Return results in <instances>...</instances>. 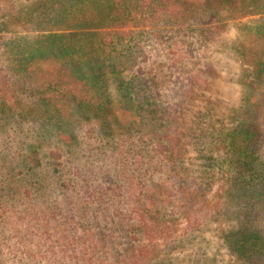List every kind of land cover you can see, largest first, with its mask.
<instances>
[{"label": "trees", "instance_id": "obj_1", "mask_svg": "<svg viewBox=\"0 0 264 264\" xmlns=\"http://www.w3.org/2000/svg\"><path fill=\"white\" fill-rule=\"evenodd\" d=\"M226 1L201 0V19L190 15L185 4L182 12L180 5L176 8L178 0H33L16 15L11 9L2 14L13 25L18 15L27 23L45 15L70 16L73 24L66 28L72 31L50 32L51 49L44 48L67 56L61 63L100 101L95 105L92 98L72 96L67 104L100 134L94 136L89 164L78 170L72 143L70 149L44 154L34 147L0 150V264H187L192 257L181 254V245L202 240L207 230L227 247L228 264H264L260 116L249 106L224 121L203 102L194 112V131L181 133L189 102L203 95L195 79L205 81V76L196 58L185 68H164L169 58L155 37L159 27L172 26L173 37L183 38L188 48L201 46L200 32L180 25L190 17L207 26L212 6L219 19H226L220 9ZM244 7L225 13L243 17L248 15ZM148 21L151 28L137 30ZM16 35L3 34L0 48L8 61L18 59L24 72L26 56L46 55L42 48L31 49V40L46 36L26 34L22 42ZM11 93L12 101L19 100L14 110L23 117L36 121L45 109L61 112L41 94V103L24 106L23 97L36 92ZM107 148L122 151L128 182L107 185ZM137 163L144 169H135ZM157 171L166 174L164 181L155 177ZM98 177L100 183H94Z\"/></svg>", "mask_w": 264, "mask_h": 264}, {"label": "rangeland", "instance_id": "obj_2", "mask_svg": "<svg viewBox=\"0 0 264 264\" xmlns=\"http://www.w3.org/2000/svg\"><path fill=\"white\" fill-rule=\"evenodd\" d=\"M32 1L12 0V2H9V0H0V15L10 12V9L16 15L22 5L26 6ZM185 1L178 0L176 8L180 5L182 12L185 4V7L190 9V15H198L201 19L204 14L203 6L200 5L201 0ZM239 5L245 6L243 10L248 15L239 17L240 15L237 16L236 13H225L227 8L239 10ZM220 9L224 11V15L221 17L226 19H219V16L213 13L212 6L211 10L207 11V13L211 12L207 26L206 24L202 26L198 20L193 22L190 17L180 25L185 30L195 29L200 32L203 42L199 47L197 44H190V48H188L183 38L180 36L174 38L172 26L159 27V32L155 36L158 41L162 40L161 46L163 50H166L164 56L169 58L168 64L164 65V68H185V62L190 63L193 58H196L198 71L202 69L200 72L205 76V81L199 78L195 79L197 89L202 90L203 95L189 102L181 129V133L183 132L184 135L194 131L192 126L197 118L194 112L201 107L203 102H206L211 108L213 115L222 118L224 121H229L232 117L247 110V108H255L257 115L260 116L259 120L264 132V0H244L240 4L235 0H228L222 2ZM1 16L0 24L4 25L3 27L0 25V41L3 39V34L7 32H10L13 36L17 34L16 36L22 38V42H24L23 38L26 34L33 39H37L34 36H46L45 40H31L32 44L34 43V45H31V49L40 50L42 48V53L46 55L44 59L37 55L26 56L25 58L28 59L27 70L23 72L21 66H19L20 61L14 58L8 61L0 48V102L3 103L0 107V150L5 152L7 148L18 153L34 147L41 154H44L55 148L61 151L66 150V148L70 149L72 143L74 147L76 145L77 154H79L78 162L73 166L75 168L87 166L94 155V150L91 147L94 144V136L100 134V132L94 130L91 123L85 121L83 123L80 117H75L74 112L67 109V104L72 96L75 99L85 97L89 100L92 98V103L95 105H99L100 101L88 93L89 85L85 84L77 77L76 73L70 71L61 63V60L68 61L67 56L60 54V51L49 50L51 46L50 41L47 40L49 39L47 35L50 32L54 34L56 32L72 31L66 27L73 24V20L69 18L70 16L63 20L60 17L50 19L49 15H45L39 22L27 23L18 15V17H14L13 25L7 23L6 18ZM149 24H151L149 21L141 24L137 30L149 29L151 28ZM7 26H13L11 27L12 31H5ZM84 30L75 29L74 31L81 33ZM5 37H8V35ZM44 47H49V49L46 50ZM149 48H151V45H149ZM148 52L153 54L154 51ZM27 53L30 54L32 51ZM78 53L82 54V51H78ZM28 74H31L32 77H29ZM18 91L31 94L36 92L32 97H23L24 106L28 102L41 103L39 99L42 98L39 95L41 94L57 105L56 107L61 111L60 114L45 109L42 116L36 121L27 115L23 117L16 114L14 108H16L19 100L15 98L12 101L11 92L15 95ZM124 122L120 123L124 124ZM16 137L20 138L16 139ZM179 138L181 142L186 143L183 135H179ZM10 141L11 143L5 147V142L8 144ZM109 145H112V143ZM189 147H192V145ZM121 152L118 148H107L105 153L110 157L107 160L103 155L105 161L103 157L101 159V163L104 161V168L108 172L106 178L104 177L108 180L107 185H112L114 182H128V178L122 175L126 168L123 167L120 160ZM135 169L140 171L144 168L139 167L137 163ZM155 177L164 181L166 174L157 171ZM92 181L100 183L99 177L94 178ZM208 196V198H214L211 195ZM221 202L223 203V201ZM211 228L215 230V228ZM206 232L207 234L202 240L188 241L181 245V249L178 248L182 255L191 254L192 260H188L187 264H228L231 262L227 247L212 235L211 230Z\"/></svg>", "mask_w": 264, "mask_h": 264}]
</instances>
